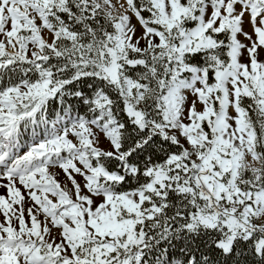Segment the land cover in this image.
Instances as JSON below:
<instances>
[{"label": "snow or ice", "instance_id": "obj_1", "mask_svg": "<svg viewBox=\"0 0 264 264\" xmlns=\"http://www.w3.org/2000/svg\"><path fill=\"white\" fill-rule=\"evenodd\" d=\"M0 264H264V0H0Z\"/></svg>", "mask_w": 264, "mask_h": 264}]
</instances>
